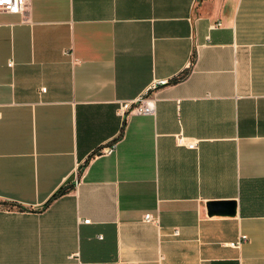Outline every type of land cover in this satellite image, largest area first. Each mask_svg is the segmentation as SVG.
I'll return each instance as SVG.
<instances>
[{
  "label": "crops",
  "instance_id": "crops-1",
  "mask_svg": "<svg viewBox=\"0 0 264 264\" xmlns=\"http://www.w3.org/2000/svg\"><path fill=\"white\" fill-rule=\"evenodd\" d=\"M28 3L0 12V264H264V0Z\"/></svg>",
  "mask_w": 264,
  "mask_h": 264
},
{
  "label": "built area",
  "instance_id": "built-area-1",
  "mask_svg": "<svg viewBox=\"0 0 264 264\" xmlns=\"http://www.w3.org/2000/svg\"><path fill=\"white\" fill-rule=\"evenodd\" d=\"M29 0H0V12H5L8 14L16 15V14H23L28 7ZM219 26L220 24H216ZM170 83L168 79H161V80H153L150 82L143 93H141L138 97L134 99H130V101H122L119 103L117 107V111L119 116L123 119V121L130 116L131 114L135 115H153L155 114V98H152L150 94L155 92L156 90L160 89L162 86H165ZM178 143H183L182 138H179ZM185 145L190 148L194 149L197 146V141H188ZM116 144L101 148L98 155H111L115 152ZM78 181H75L73 186H76ZM144 222L150 223L153 221L152 216L145 215L143 218ZM88 220L84 221L86 223ZM174 234H177L175 231ZM245 240V237H242L241 241H237L232 245L235 247H239L240 243Z\"/></svg>",
  "mask_w": 264,
  "mask_h": 264
},
{
  "label": "trees",
  "instance_id": "trees-1",
  "mask_svg": "<svg viewBox=\"0 0 264 264\" xmlns=\"http://www.w3.org/2000/svg\"><path fill=\"white\" fill-rule=\"evenodd\" d=\"M187 75V72H184L182 73L181 75H179L176 79H173L171 82V84H176L177 82L181 81L182 79H184V77ZM73 188V185L72 184H69L68 186L66 187H63V188H60L59 190H57L53 196L43 205L42 208H46L51 202H53L54 199L58 198V197H61V196H64L66 194H68V192ZM10 204L11 207H15L17 210H24L25 208L20 205H15L13 203H8Z\"/></svg>",
  "mask_w": 264,
  "mask_h": 264
},
{
  "label": "water",
  "instance_id": "water-1",
  "mask_svg": "<svg viewBox=\"0 0 264 264\" xmlns=\"http://www.w3.org/2000/svg\"><path fill=\"white\" fill-rule=\"evenodd\" d=\"M235 211V203H213L209 207V215L223 213L226 215L233 214Z\"/></svg>",
  "mask_w": 264,
  "mask_h": 264
}]
</instances>
